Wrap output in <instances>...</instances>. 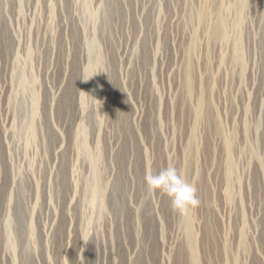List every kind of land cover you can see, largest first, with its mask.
I'll return each instance as SVG.
<instances>
[{
	"label": "rangeland",
	"instance_id": "374dc122",
	"mask_svg": "<svg viewBox=\"0 0 264 264\" xmlns=\"http://www.w3.org/2000/svg\"><path fill=\"white\" fill-rule=\"evenodd\" d=\"M0 264H264V0H0Z\"/></svg>",
	"mask_w": 264,
	"mask_h": 264
},
{
	"label": "clouds",
	"instance_id": "9594fccd",
	"mask_svg": "<svg viewBox=\"0 0 264 264\" xmlns=\"http://www.w3.org/2000/svg\"><path fill=\"white\" fill-rule=\"evenodd\" d=\"M144 181L147 194L161 193L168 197L172 210L181 218L188 217L201 204L195 185L188 182L175 166H168L156 173L149 171Z\"/></svg>",
	"mask_w": 264,
	"mask_h": 264
},
{
	"label": "bare ground",
	"instance_id": "6f19581e",
	"mask_svg": "<svg viewBox=\"0 0 264 264\" xmlns=\"http://www.w3.org/2000/svg\"><path fill=\"white\" fill-rule=\"evenodd\" d=\"M90 48L92 49L93 46H90ZM201 102L199 101V104H198V111L200 112L201 111ZM185 228H186V232H187V235L189 237L190 240H192V230H191V221L188 217L185 218Z\"/></svg>",
	"mask_w": 264,
	"mask_h": 264
}]
</instances>
